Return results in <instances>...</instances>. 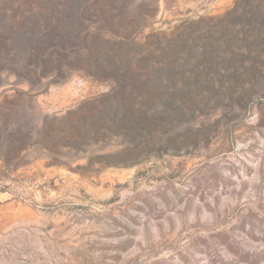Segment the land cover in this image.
<instances>
[{
	"label": "rangeland",
	"instance_id": "374dc122",
	"mask_svg": "<svg viewBox=\"0 0 264 264\" xmlns=\"http://www.w3.org/2000/svg\"><path fill=\"white\" fill-rule=\"evenodd\" d=\"M3 15L63 46L60 64L0 65V264H264V0Z\"/></svg>",
	"mask_w": 264,
	"mask_h": 264
},
{
	"label": "trees",
	"instance_id": "16d2710c",
	"mask_svg": "<svg viewBox=\"0 0 264 264\" xmlns=\"http://www.w3.org/2000/svg\"><path fill=\"white\" fill-rule=\"evenodd\" d=\"M72 13H70L72 14L70 18L67 12L61 13L60 15L64 16L69 22H72L77 14L75 11ZM9 18L12 23L6 22L5 15H3V19L2 16H0V65L3 59L10 54L13 55L14 61L16 59L18 63H21L22 67L26 69L34 64H37V66L41 64L42 67H46L47 65L61 63L58 61L56 54L60 53V47L63 46V41H55V43L52 41L50 30L52 25L51 22L44 21L43 23L42 19L37 15L20 17L18 20L17 15H12ZM82 33L83 32H80L78 35L77 41L80 40ZM62 50L66 51V48H62ZM32 78H36L35 80H37L34 86L42 88L44 79L47 77L45 75H38L37 73ZM3 83L4 79L0 71V86ZM31 91H33L32 87ZM5 103H7L9 107L11 105L13 106L10 108V113H6L4 117H2L5 123H7L10 118L16 115L15 109L17 108V103H15L14 99H6L4 104ZM15 125H17V121Z\"/></svg>",
	"mask_w": 264,
	"mask_h": 264
}]
</instances>
